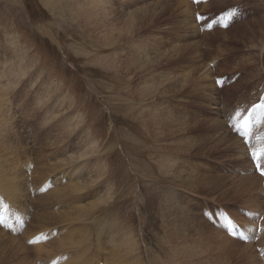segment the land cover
<instances>
[{
	"label": "rangeland",
	"instance_id": "1",
	"mask_svg": "<svg viewBox=\"0 0 264 264\" xmlns=\"http://www.w3.org/2000/svg\"><path fill=\"white\" fill-rule=\"evenodd\" d=\"M263 86L264 0H0V176L26 223L0 264H252L206 247L264 204L232 120Z\"/></svg>",
	"mask_w": 264,
	"mask_h": 264
},
{
	"label": "bare ground",
	"instance_id": "2",
	"mask_svg": "<svg viewBox=\"0 0 264 264\" xmlns=\"http://www.w3.org/2000/svg\"><path fill=\"white\" fill-rule=\"evenodd\" d=\"M94 12V11H93ZM95 13V12H94ZM94 17H95V14H94ZM88 18V17H87ZM90 19V18H89ZM94 19V18H93ZM97 19V18H96ZM92 20V19H91ZM91 20H89V21H91ZM85 21H87V19H85ZM89 21L87 22L88 24H89ZM94 21H96V20H94ZM93 24H94V22H93ZM92 24V25H93ZM99 24V23H98ZM104 25V24H103ZM106 25V24H105ZM92 27V26H91ZM103 27H106V26H102V28ZM92 29V28H91ZM103 30V29H102ZM125 30V29H124ZM129 30V29H128ZM122 31V30H121ZM120 31V32H121ZM119 32V33H120ZM124 32V31H123ZM122 34H124V33H122ZM95 35V34H94ZM113 34L112 33H110V34H107V35H104V38H106L105 40H106V42L107 43H109V42H112L114 39H116V40H119L121 37H119L120 35H118L117 37H111ZM102 38V37H101ZM112 39V40H111ZM104 40V41H105ZM3 75V74H2ZM4 76V75H3ZM9 81V80H8ZM2 91L0 90V133H2L3 132V134L4 135H6L7 134V129L8 128H10V123L8 122V121H10L11 119H9L8 118V114L7 113H5L4 112V105H5V103H4V98L2 97ZM7 118V121H5V123H4V120ZM3 123V124H2ZM259 126V124L257 125V127ZM13 129V128H12ZM3 135V136H4ZM5 137V136H4ZM7 137V136H6ZM231 138V137H230ZM2 139V138H1ZM13 139V138H12ZM3 140V139H2ZM239 140V139H238ZM235 141V140H234ZM4 142V141H3ZM236 142V141H235ZM5 144V143H4ZM3 146V145H2ZM3 148L4 147H2V150H3ZM245 148V147H244ZM243 148V149H244ZM21 149H23V148H21ZM246 149V148H245ZM245 149H244V152H245ZM1 151V150H0ZM16 151V150H15ZM243 151V150H242ZM243 152V153H244ZM14 153H16V152H14ZM25 153V152H24ZM2 154V153H1ZM12 155V154H11ZM14 156V155H13ZM3 157V156H2ZM13 158V157H12ZM19 158V157H18ZM239 158V157H238ZM15 159V158H14ZM20 159V158H19ZM240 159V158H239ZM249 160H250V157H248V160H247V167H246V169H247V171L249 172V174H248V176L246 177V181L249 183V182H252V183H250L251 185H254V182L255 183H257L258 185H260L259 186V188H257V189H259L260 190V187H261V185H262V183L264 182V176H260V175H258V174H254V169L252 168V166L250 165V163H249ZM1 161V160H0ZM14 161V160H13ZM16 161V160H15ZM22 162V161H21ZM14 163V162H13ZM25 165H27L26 163H24ZM23 164V165H24ZM29 164V163H28ZM24 165V166H25ZM22 166V165H21ZM29 166V165H28ZM1 168V167H0ZM27 171V170H26ZM29 171V170H28ZM31 171V170H30ZM29 171V172H30ZM6 172H8L7 170H6ZM11 172V171H10ZM4 173V172H3ZM27 174H29V173H27ZM30 174H31V172H30ZM29 174V175H30ZM72 174V173H71ZM76 174V173H75ZM32 175V174H31ZM36 175V174H35ZM246 175V174H245ZM9 175L8 174H6V177H8ZM11 177V178H10ZM10 177H8V178H10V179H6L5 178V174L3 175V174H1V176H0V187H1V189L3 190L2 192H3V194H1V195H3L4 196V198L5 199H7V201L9 202V203H13L14 205H15V202H14V199H17V197L19 196L20 197V193L18 192V195H17V193H12L13 191H12V189H13V183H12V181H11V179L13 178L12 176H10ZM79 177L78 176H76V179H78ZM31 179V178H30ZM15 182V181H14ZM76 183V182H75ZM247 183V184H248ZM15 184V183H14ZM77 184H78V182H77ZM243 184H245V183H243ZM242 184V185H243ZM42 185V184H41ZM53 185V184H52ZM241 185V186H242ZM246 186V185H245ZM250 186V185H249ZM40 187V186H39ZM251 187V186H250ZM20 188V187H19ZM63 188H65V187H63ZM249 188V187H248ZM61 189V188H60ZM254 189V188H253ZM57 190V189H56ZM242 190V189H241ZM247 190H249V189H247ZM1 191V190H0ZM49 191H51V190H49ZM243 192H244V190H243ZM248 192V191H247ZM242 193V192H241ZM253 193V192H252ZM248 194V193H247ZM254 194V193H253ZM25 195V194H24ZM47 195V194H46ZM50 195V194H49ZM17 196V197H16ZM44 196H45V194H44ZM43 196V197H44ZM70 196V195H69ZM18 197V198H19ZM22 197H25V196H22ZM46 197V196H45ZM248 197V196H247ZM10 198V199H9ZM49 198V197H48ZM74 198V197H73ZM72 198V199H73ZM249 198V197H248ZM25 199V198H24ZM45 199V198H44ZM66 199V195H63V202L62 203H64V200ZM69 199V198H68ZM67 199V200H68ZM71 199V198H70ZM245 199H246V197H245ZM48 200V199H47ZM53 199H51V201H52ZM77 200H80V199H77ZM251 200H252V198H251ZM22 201V200H21ZM58 201H61L60 200V198H59V196L57 195L56 197H55V200H54V202L52 203V202H50V203H52V204H55L56 202H58ZM66 201V200H65ZM263 201V200H262ZM251 202V201H250ZM68 203L69 204H62V205H64L65 207H67V206H71L70 208H68V210L66 209L64 212H63V215L62 216H67V215H69L68 216V218H71L74 214H76L77 212H83V211H81V210H79V209H77L76 207H78L77 205H71V204H73L74 203V201L72 202L71 200L70 201H68ZM254 203V202H253ZM258 203H260V202H258ZM77 204V203H76ZM248 204V203H247ZM13 205V206H14ZM61 205V204H60ZM263 206H261V207H259L258 209V213H259V215H258V217H260V215H263V220H262V222H261V224H260V226H261V229H264V204H262ZM12 206V207H13ZM98 206H95V209L97 208ZM74 208H76L75 210H73ZM47 210V209H46ZM106 212H107V210H106ZM48 213V212H47ZM52 213V212H51ZM73 214V215H72ZM47 216V215H46ZM48 217V216H47ZM257 217V218H258ZM78 219V218H77ZM95 221H97L96 219H95ZM252 221H254V223H250V224H246L245 222H244V224L243 225H245L246 226V228H255L256 229V226H257V222H256V220L254 219V220H252ZM78 223V222H77ZM93 223H95V222H93ZM92 223V224H93ZM80 225L81 224H79V227H80ZM95 225V224H94ZM70 226V225H69ZM96 226V225H95ZM104 226V225H103ZM71 227V226H70ZM74 227V226H73ZM79 227H78V230H79V232H80V235L79 236H81L80 238H79V240H82V237L84 236V232H83V230H82V228L83 227H81L80 229H79ZM100 228V227H99ZM107 228V227H106ZM66 229V228H65ZM1 230V229H0ZM70 230V229H69ZM92 230H94V229H92ZM62 231V230H61ZM60 231V232H61ZM67 231V230H66ZM101 231V230H100ZM5 232V231H4ZM63 233H65V231L63 232ZM62 233V234H63ZM83 233V234H82ZM100 232H99V230H98V233L97 232H95V231H93V233L91 232L90 234H92V235H94V237H93V239H99L100 238V234H99ZM246 233H247V235L248 236H250V238H249V240H248V242H246V243H240V241L239 240H236V239H233L232 237H229V236H227L226 234H225V236H224V239H225V244H223V240L224 239H221L220 237H218L217 238V236H216V249H214V245L212 244V248L210 247V246H207L206 248L208 249V250H212V251H214V250H216V251H218L219 249V252L220 253H223V254H228V253H233L232 251H233V248H234V246L232 245L233 243H235V244H238V241H239V244L238 245H240L241 246V250H239V253H242V255L243 256H245V257H247V259L248 258H250V260L252 261V264H262V262H264V255H262V257H260L259 258V254H261V252H264V231H261L260 230V232H259V234L257 235V233H255V235L254 236H252L250 233H248L247 231H246ZM33 234V233H32ZM63 235H65V234H63ZM99 235V236H98ZM109 235V234H108ZM95 236H97V237H95ZM116 236V234L114 233V235H111V237H109V239L108 240H110V242H112V238H114ZM213 236V235H212ZM219 236H220V234H219ZM43 237V236H42ZM108 237V236H107ZM214 237V236H213ZM255 237H257L256 239H255ZM14 238V237H13ZM20 238V237H19ZM47 238V237H46ZM210 238V239H209ZM198 239V238H197ZM208 239L209 240H211V237H208ZM213 239H215V238H213ZM212 239V240H213ZM34 240V239H33ZM55 240H56V238H55ZM65 239H63V238H61V237H59L58 238V244H59V246H63L64 244H65V241H64ZM202 240V239H201ZM18 241V240H17ZM102 241V240H101ZM200 241V240H199ZM205 242V241H204ZM237 242V243H236ZM255 242V243H254ZM96 243H98V242H96ZM202 243V242H201ZM206 243V242H205ZM133 245H134V243H132ZM47 245V244H46ZM113 245H115V244H113ZM203 245H204V243H203ZM206 245H208V244H206ZM48 246V245H47ZM51 246V245H50ZM205 246V245H204ZM42 247H44V246H42ZM57 248V247H56ZM61 248V247H60ZM237 248V247H236ZM256 248H259V250H256ZM55 249V248H54ZM56 250V249H55ZM79 250H80V248H79ZM58 251V250H57ZM212 251L210 252V253H212ZM215 251V252H216ZM242 251H246V252H242ZM259 253H257V252ZM76 252H77V250H76ZM202 252H204V251H202ZM215 252H213L214 253V257L212 256V260L213 259H215L216 258V256H217V254L218 253H216L215 254ZM72 253H74V252H72ZM63 254H64V252L62 253V252H59V253H57V254H55V255H53L48 261L50 262L53 258H55V256H63ZM75 254V253H74ZM60 256H59V260L57 261V263L56 264H70L69 262L71 261V259H70V261H67L68 263H66V261H64V260H62V258H60ZM75 256V255H74ZM94 256V255H93ZM139 256V255H138ZM66 257V256H65ZM211 259V258H210ZM88 260V259H87ZM41 261V260H40ZM47 261V262H48ZM100 261V260H99ZM138 261V259H136V261H132L131 262V264H136V262ZM213 261H217V260H213ZM46 262V261H45ZM48 262V263H49ZM106 263V262H105ZM41 264V263H40ZM98 264H99V262H98ZM139 264H141V263H139ZM247 264V263H246Z\"/></svg>",
	"mask_w": 264,
	"mask_h": 264
},
{
	"label": "snow or ice",
	"instance_id": "3",
	"mask_svg": "<svg viewBox=\"0 0 264 264\" xmlns=\"http://www.w3.org/2000/svg\"><path fill=\"white\" fill-rule=\"evenodd\" d=\"M197 20H204L205 18L200 16L199 14L196 15ZM215 23V22H213ZM213 25L209 23L207 25L208 28H211ZM259 111L262 116H264V100L260 103H254L250 109H248V116L243 117L241 120V113L237 112L235 117H232L233 120V128L234 130L243 138V143L246 146L245 156L250 157L249 163L252 168L260 174V176H264V144L259 146L253 145L251 143V137L249 128L252 122V113ZM259 140L260 138L257 137ZM80 161L84 163H88L89 161L85 157H79ZM4 210H7V206H4ZM0 223H4V216L3 212L0 211ZM228 227L231 229V234L236 236H240L242 239H249L250 236H245L244 231H247L252 236L255 235L256 229L255 228H246L243 224H236L232 221L228 222ZM244 229V231H241ZM264 231V229H261ZM261 255H264V252H261Z\"/></svg>",
	"mask_w": 264,
	"mask_h": 264
}]
</instances>
